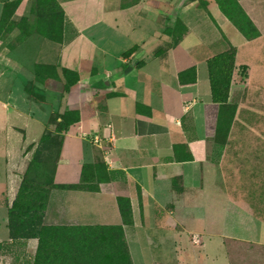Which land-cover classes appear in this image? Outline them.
I'll return each mask as SVG.
<instances>
[{"label":"crops","instance_id":"0c3cea01","mask_svg":"<svg viewBox=\"0 0 264 264\" xmlns=\"http://www.w3.org/2000/svg\"><path fill=\"white\" fill-rule=\"evenodd\" d=\"M34 1L21 0L12 20L33 19ZM110 1L56 0L65 15L59 43L33 28L15 44L18 28L0 37V88L6 77L25 86L38 81L39 67L50 68L63 85L62 70L79 77L68 92L54 90L59 114L78 113L80 120L61 134L46 220L122 227L135 264H231L218 233L204 234L193 257L175 243L191 222L207 217L199 212L221 214V204L206 201L209 179L210 193L218 196L220 155L209 127L214 109L208 62L224 51L225 36L236 49L234 79H243L238 72L245 70L247 85L264 82V0H238L255 38L238 30L218 0H156L159 6L141 0L108 8ZM3 8L0 0V19ZM190 70L194 76L182 77ZM125 199L130 224L121 211ZM252 205V213L233 217L231 224L236 264H264V254L244 256L240 250L264 247V203ZM7 226L8 219L0 236L10 240Z\"/></svg>","mask_w":264,"mask_h":264},{"label":"rangeland","instance_id":"374dc122","mask_svg":"<svg viewBox=\"0 0 264 264\" xmlns=\"http://www.w3.org/2000/svg\"><path fill=\"white\" fill-rule=\"evenodd\" d=\"M139 1L141 0H112L108 8L125 7ZM144 1L150 5L160 4L156 0ZM201 7L205 6L201 4ZM22 20L19 23H22ZM24 36L16 38L13 44ZM229 42L224 36L221 42L224 51L219 54L230 51L232 47ZM244 71L238 72L243 78L240 81L239 78L234 79L233 72L228 99L225 102L223 98L218 99L221 102L214 106L209 121V125L214 126V132L218 133V143L223 144V147L218 145V154H220L218 155V196L210 193L212 179H209L206 201L208 204L215 201L221 204L222 215L218 210L199 212L205 213L207 217L201 219L200 223L191 222L185 235H180L181 240L175 243L176 248L185 245V250H188L187 256H190L191 252L193 257L195 251H200L204 234L215 232L224 237L231 264H236L235 245L229 236L236 231L231 227L233 217L237 219V215H248L253 212L252 204L260 206L264 203V82L258 84L260 86L258 88L253 83L247 85ZM4 80L6 86L0 88V230L4 227V222L9 220V213L20 190L24 192V188H27L28 195L30 194L32 198H36L41 203L45 201L61 145V134H58L54 128L60 117L57 109L60 95L54 90L63 89L59 86L55 75L50 76V79L45 78L44 83L34 79L27 86L17 80L10 84L8 77ZM125 213L126 216L129 215V211ZM43 222L45 226L76 227L52 225L50 220H46V212ZM173 228L183 231L184 227ZM97 233L88 230V234L79 236L88 237L90 254L100 253L103 256L111 254L107 251L108 241L105 237L108 236ZM117 235L118 230L109 236ZM119 241L129 252L127 264H135L125 234L123 239L119 238ZM11 242L7 240L6 235L0 236V264L34 263L39 245L38 239L32 242L33 247H20L14 244L12 248ZM8 246L12 248L11 252L8 251ZM118 246L119 244L117 250ZM259 248L249 244L243 245L240 250H243L244 256L254 251L257 255L264 254V247ZM61 263L65 264L62 260L57 264ZM249 264L258 263L253 260Z\"/></svg>","mask_w":264,"mask_h":264},{"label":"trees","instance_id":"16d2710c","mask_svg":"<svg viewBox=\"0 0 264 264\" xmlns=\"http://www.w3.org/2000/svg\"><path fill=\"white\" fill-rule=\"evenodd\" d=\"M1 1L4 4V8L0 19V37L5 36L15 28H18L21 31V36L25 35L24 37H26L30 34L28 31L33 28V30L39 35L51 41L58 43L62 42L65 15L56 0H35L32 9V15H34L33 19L25 18L22 20V23H14L12 20L21 0ZM218 1L224 13H226L240 32L249 38L257 37L258 32L256 28L240 7L238 0ZM235 62L236 49L234 47L228 52L217 55L208 62L213 97L212 108H214L215 105H218V102H221L218 101V99L222 100L223 98L224 102L227 101L229 87L235 70ZM49 69L50 68L42 67V71H40L41 67L38 68V77L36 78L39 82L46 81L45 78L50 79V76H53V74L47 72ZM62 71L64 80L67 81H65L64 85L59 82V86L63 88L60 89V91L66 93L70 90L71 86L79 81V77L77 74L69 72L68 70ZM194 71L195 70H190L182 74V77L190 75L194 76ZM194 80L195 79H193V82ZM79 120L80 115L78 113L67 112L63 115L60 114L59 122L55 125V131L58 134H62L64 131L68 130L72 124L79 122ZM209 127H211L212 130L214 129L213 125H209ZM214 134L216 144L223 147V144L218 143V133L214 132ZM52 185L53 183L51 182V186L48 189L49 191L47 192L43 203L38 202L36 198H32L30 194L28 195L27 188H24V192L23 190L18 192L11 212L9 213L8 220L10 240L12 241L11 247L14 244L23 247L28 240L38 239L39 245L33 264H57L60 260L65 264H71L73 262L86 264H127L129 252L122 242H118L119 238L122 237L123 239L124 236L122 227L67 228L44 225V213L47 210L49 193ZM121 211L124 217V222L130 224L132 222V211L126 199L121 200ZM126 211H129L128 216H126ZM88 230L97 231L98 235L108 236L105 237V239L108 241L107 251L111 254H108L107 256H103V254L100 255V253L94 255L90 254L88 237L81 238L79 236L82 234H88ZM116 230H118L117 236H109ZM118 244L119 248L117 250ZM8 247V251L11 252L13 247L11 249L10 246ZM112 254L114 255L112 256Z\"/></svg>","mask_w":264,"mask_h":264},{"label":"built area","instance_id":"2783aa9c","mask_svg":"<svg viewBox=\"0 0 264 264\" xmlns=\"http://www.w3.org/2000/svg\"><path fill=\"white\" fill-rule=\"evenodd\" d=\"M96 143H100V139L98 137L95 138ZM198 241V238L196 239Z\"/></svg>","mask_w":264,"mask_h":264}]
</instances>
